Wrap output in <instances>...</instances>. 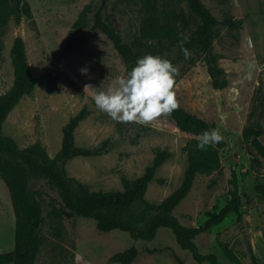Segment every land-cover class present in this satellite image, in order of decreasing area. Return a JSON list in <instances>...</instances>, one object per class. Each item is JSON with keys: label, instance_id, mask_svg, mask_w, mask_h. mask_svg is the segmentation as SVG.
Instances as JSON below:
<instances>
[{"label": "rangeland", "instance_id": "374dc122", "mask_svg": "<svg viewBox=\"0 0 264 264\" xmlns=\"http://www.w3.org/2000/svg\"><path fill=\"white\" fill-rule=\"evenodd\" d=\"M25 1L31 19L9 21L0 35V96L12 85L10 49L16 37L23 41L31 76L52 71L59 82L52 95L36 86L23 97L3 122L1 134L11 138L19 149L38 144L53 158L61 146L63 127L86 108L88 116L74 132L75 145L92 149L107 141V149L97 157L70 159L64 169L67 177L92 192L121 191L123 180H136L157 153L168 152L170 157L157 169L143 200L135 202L128 213V220L140 228L154 214L145 204L159 205L180 185L187 165L185 147L193 137L179 131L165 115L147 125L122 123L96 107L97 92L116 89L119 79L125 76V65L110 42L90 28L93 13L102 0ZM201 1L216 20L230 15L242 20V25L239 30L220 28L213 43L227 81L223 89L211 87L206 68L195 54L188 53V58L194 60L192 65L178 58L180 53L175 48L164 54V59L179 69L174 87L179 107L214 124L225 142L220 151V169L196 176L173 216L184 227L202 226L228 202L234 172L243 201L240 219L231 213L218 226L200 233L195 244L202 254L215 253L221 264H264V201L254 192L255 183L264 182V164L257 171L251 169L241 136L248 124L264 128V120L257 113L250 115L257 95L264 96V0ZM141 3L142 0L106 3L105 17L126 43L138 34L144 15ZM85 6L91 9L85 29L89 35L87 45L64 53L60 61L53 63L51 53L61 49L70 36L79 34L73 24ZM181 8L186 11L184 1ZM101 82H106L104 89L98 87ZM260 141L264 146V133ZM0 157L9 160L1 152ZM25 171L29 200L42 210V243L34 264H110L111 255L131 247L139 252L133 264H176V257L184 264H197L189 252L177 245L168 229H158L151 241H135L117 230L98 232L92 220L63 217L64 196L57 184L41 173L29 172L27 168ZM12 188L13 180L0 172V253L12 250L14 225L22 218Z\"/></svg>", "mask_w": 264, "mask_h": 264}, {"label": "trees", "instance_id": "16d2710c", "mask_svg": "<svg viewBox=\"0 0 264 264\" xmlns=\"http://www.w3.org/2000/svg\"><path fill=\"white\" fill-rule=\"evenodd\" d=\"M107 1L102 0L93 13L90 28L92 31L100 32L110 42L125 65V76L135 66L138 58L149 54L164 58L165 52H170L172 48L180 53L178 58L187 61L189 65L194 64L193 59L185 58L183 46L188 53L195 54L203 62L213 89L226 87L224 71L218 65L220 56L214 53L213 43L220 28L239 30L242 20L226 15L218 21L201 0H142L141 8L144 15L138 34L132 41L126 43L105 17ZM183 1L186 11L181 8ZM90 11V7L85 6L79 13L73 24L79 34L70 36L61 49L51 53L53 63L60 61L64 53L79 51L87 45L89 35L85 29ZM22 18L31 19L30 7L25 0H0V35L9 21L19 22ZM10 64L12 85L0 96V152L7 155L9 160L3 161L0 157V172L13 180L12 195L22 211V218L14 225L13 248L0 253V264H34L42 243L40 234L42 210L29 200L25 168L29 172L41 173L57 184L65 202V209H62L61 213L67 219L74 217L89 219L94 221L98 232L109 233L117 230L128 234L135 241H151L158 229L165 228L170 230L177 245L190 253L195 263L221 264L215 253L202 254L195 244V238L206 229L221 224L231 213L237 214L240 219L242 197L238 191L235 173H231L232 189L228 202L202 226L184 227L173 216L174 209L189 194L196 176L210 175L221 167L220 151L225 147L223 140L215 146H208L206 150L197 149L200 135L206 130L216 129L214 124L186 112L181 107L170 116H166L179 131L193 137L185 147L187 165L180 185L166 199L154 207L145 204V208L152 210L154 214L138 228L135 222L128 220V213L135 202L143 200L148 184L153 180L157 169L170 157L169 153L166 151L157 153L142 176L134 181L123 180L121 191H90L84 184L67 177L64 169L65 163L70 159L97 157L107 149V141L92 149L75 145L74 132L88 116L86 108L70 118L63 127L61 146L53 158H49L38 144L19 149L11 138L1 134L3 122L23 97L30 95L36 86L41 87L46 95H52L57 91L59 82V77L52 71L44 72L38 77L31 76L24 44L19 37L12 43ZM105 84L106 82H101L98 87L104 89ZM254 113L264 120L263 95L258 94L255 98L250 115L253 116ZM263 133L264 128L258 124L246 125L241 133L249 155L250 167L254 171L264 164V146L260 141ZM11 160L22 164H13ZM254 192L261 201H264V182H256ZM138 255V250L131 247L111 255L109 263L133 264ZM175 261L176 264H184L177 257Z\"/></svg>", "mask_w": 264, "mask_h": 264}, {"label": "clouds", "instance_id": "9594fccd", "mask_svg": "<svg viewBox=\"0 0 264 264\" xmlns=\"http://www.w3.org/2000/svg\"><path fill=\"white\" fill-rule=\"evenodd\" d=\"M182 50L187 59V49L182 46ZM178 75L179 69L170 60L145 55L137 59L126 76L119 79L116 89L97 92L95 105L116 122L147 125L162 115L170 116L179 108L174 91ZM222 140L218 130H206L199 137L197 149L206 150Z\"/></svg>", "mask_w": 264, "mask_h": 264}, {"label": "water", "instance_id": "95a60500", "mask_svg": "<svg viewBox=\"0 0 264 264\" xmlns=\"http://www.w3.org/2000/svg\"><path fill=\"white\" fill-rule=\"evenodd\" d=\"M241 202H243L242 199H241Z\"/></svg>", "mask_w": 264, "mask_h": 264}]
</instances>
